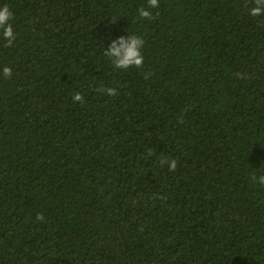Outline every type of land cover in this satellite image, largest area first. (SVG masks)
Returning a JSON list of instances; mask_svg holds the SVG:
<instances>
[{
  "label": "trees",
  "instance_id": "16d2710c",
  "mask_svg": "<svg viewBox=\"0 0 264 264\" xmlns=\"http://www.w3.org/2000/svg\"><path fill=\"white\" fill-rule=\"evenodd\" d=\"M147 2L0 0V264H264V16ZM130 34L144 65L118 69Z\"/></svg>",
  "mask_w": 264,
  "mask_h": 264
},
{
  "label": "clouds",
  "instance_id": "9594fccd",
  "mask_svg": "<svg viewBox=\"0 0 264 264\" xmlns=\"http://www.w3.org/2000/svg\"><path fill=\"white\" fill-rule=\"evenodd\" d=\"M253 6L249 9V14L258 17L264 16V0H252ZM160 7V0H148L147 7H141L139 9L138 15L141 19H152L153 13L151 9H156ZM14 13L10 7L5 4L0 6V35L6 41L5 47H11L16 40V32L14 30L11 20ZM117 17H113L115 20ZM145 45V40L142 36L130 34L128 36H120L117 39H113L110 46L104 49V55L109 58L111 63L118 69H129L132 67L142 68L144 65L143 48ZM5 78H11L12 68L10 66L3 67L0 70ZM152 76L151 72L145 73L144 78L149 79ZM103 94L108 96H116L117 89L111 86H100L98 89ZM74 102L84 103V95L80 92H76L73 95ZM160 163L162 165L167 164L169 171H174L177 168L176 159H161ZM251 180L264 185V175L251 176ZM36 219L38 221L44 220L43 213L37 215Z\"/></svg>",
  "mask_w": 264,
  "mask_h": 264
}]
</instances>
